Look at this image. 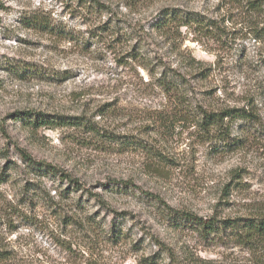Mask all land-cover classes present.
<instances>
[{
	"label": "rangeland",
	"instance_id": "rangeland-1",
	"mask_svg": "<svg viewBox=\"0 0 264 264\" xmlns=\"http://www.w3.org/2000/svg\"><path fill=\"white\" fill-rule=\"evenodd\" d=\"M99 1L109 12H90L79 0H0V264H261L230 237L206 239L173 226L163 212L264 215L262 131L234 126L240 149L226 152L210 141L214 133L195 128L139 133L167 101L135 74L130 54L142 46L135 25L148 30L168 7L219 17L216 0H141L137 13L119 0ZM35 12L50 15L70 40L27 28L23 19ZM235 36L222 49L216 37L183 28L181 38L144 43L143 52L167 64L182 41V51L212 66L207 80H192L196 99L211 108L252 101L264 122V41ZM39 115L146 139L161 161L81 126L48 129L19 118ZM21 151L65 172L79 189L28 166Z\"/></svg>",
	"mask_w": 264,
	"mask_h": 264
},
{
	"label": "trees",
	"instance_id": "trees-1",
	"mask_svg": "<svg viewBox=\"0 0 264 264\" xmlns=\"http://www.w3.org/2000/svg\"><path fill=\"white\" fill-rule=\"evenodd\" d=\"M79 1L84 3L90 12H109V8L99 0ZM119 2L132 13L140 12L144 5L141 0H119ZM216 2L215 10L220 13V18L210 17L206 13L198 11L168 7L158 13L148 30L139 24L135 25V40L140 45L142 44L140 50L134 49L130 54L132 61L136 64L135 74L145 86L152 90H160L167 101L162 108L154 110L148 122L143 124L142 130L146 132L141 130L139 133L154 132V134L162 136L175 127L177 128L178 125L183 128L188 127V129L195 128L197 133L202 135L214 133L209 138L210 141L216 140L219 148L224 152L240 149L236 148L238 141L231 139L234 126H237L239 130L262 131L258 137L264 139V122L260 119L258 106L252 101L243 105H223L219 108H211L195 98L196 87L192 80H207L212 72V66L198 60L190 52L182 51V41H179L176 47V54L173 56L175 60H168L167 64L163 60H159L157 57L151 58L143 52L144 43L148 42L150 45L159 38L163 41H176L178 38L176 39L174 36L181 38L183 28L194 30L205 37H216L215 39L222 49H225L224 45L229 42L235 43L237 39L235 35H249L256 42L264 41V0H216ZM227 21L232 24L230 31L229 26L226 25ZM23 23L27 28L34 29L39 33L70 40L67 32L62 29L61 25L56 24L48 14L32 13L31 16L24 17ZM109 33L114 35V32L113 34ZM137 68H141L147 73L149 78L147 82L144 81ZM19 118L21 121H25L26 125L46 126L48 129L68 125L81 126L85 131L106 138V141H111L119 147L141 151L158 161H161L162 158L155 146L149 144L150 142L146 139L132 135H113L111 132L107 133L108 131L97 124L81 122V119L65 117L60 118L61 122H57L40 115L34 120H32L33 117L28 120L24 116ZM21 155L28 166L47 171L46 174L57 177L61 181H69L75 185L74 188L79 189V183L71 179L65 172L51 165L37 162L22 151ZM163 213L167 214L173 226L190 229L206 239L228 236L234 246L247 249L252 256L260 261L258 263H264V253H259V249H264V247L260 248L261 245H264V215L217 220L214 217L201 218L192 213H181L168 206H164ZM167 250L170 254V250ZM0 258L2 257L0 256ZM173 259L172 264H178V261Z\"/></svg>",
	"mask_w": 264,
	"mask_h": 264
}]
</instances>
